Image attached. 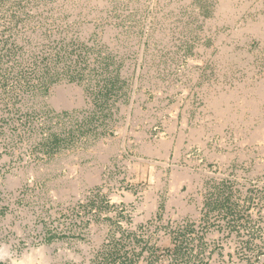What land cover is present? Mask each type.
Instances as JSON below:
<instances>
[{"label":"rangeland","instance_id":"374dc122","mask_svg":"<svg viewBox=\"0 0 264 264\" xmlns=\"http://www.w3.org/2000/svg\"><path fill=\"white\" fill-rule=\"evenodd\" d=\"M263 81L264 0H0V264H264Z\"/></svg>","mask_w":264,"mask_h":264},{"label":"bare ground","instance_id":"6f19581e","mask_svg":"<svg viewBox=\"0 0 264 264\" xmlns=\"http://www.w3.org/2000/svg\"><path fill=\"white\" fill-rule=\"evenodd\" d=\"M222 11V10H221ZM246 25H247V23H246ZM246 25H245V27H246ZM256 28V27H255ZM259 28V27H258ZM263 28V27H262ZM246 30V29H245ZM255 30V29H254ZM258 30V29H257ZM259 32V31H258ZM261 32V31H260ZM264 82V81H263ZM255 83V82H254ZM259 86V85H258ZM257 89V88H256ZM263 89V88H262ZM264 90V89H263ZM257 91V90H256ZM256 93V92H255ZM260 93V92H259ZM258 94V93H257ZM259 98V97H258ZM41 250V249H40ZM38 251V250H37ZM33 252V251H32ZM14 259V258H13ZM14 262V261H13Z\"/></svg>","mask_w":264,"mask_h":264}]
</instances>
